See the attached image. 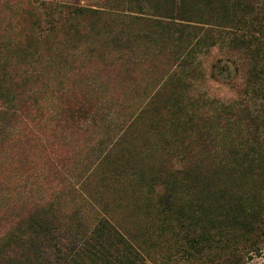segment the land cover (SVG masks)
Wrapping results in <instances>:
<instances>
[{
  "label": "rangeland",
  "instance_id": "1",
  "mask_svg": "<svg viewBox=\"0 0 264 264\" xmlns=\"http://www.w3.org/2000/svg\"><path fill=\"white\" fill-rule=\"evenodd\" d=\"M29 1L0 0V60L15 66L0 92V222L48 203L91 229L107 219L146 264H235L249 247L233 218L264 212V32L250 27L264 0H145L194 23L124 20L125 68L113 48L90 56L59 34L43 40L51 64L9 61V44L33 30ZM129 1L77 2L122 12ZM78 106L91 116L84 129L61 117ZM165 188L173 217L157 207ZM179 219L201 236L197 249ZM250 255L243 264H264V246Z\"/></svg>",
  "mask_w": 264,
  "mask_h": 264
},
{
  "label": "trees",
  "instance_id": "2",
  "mask_svg": "<svg viewBox=\"0 0 264 264\" xmlns=\"http://www.w3.org/2000/svg\"><path fill=\"white\" fill-rule=\"evenodd\" d=\"M77 1L30 0L28 17L38 37L35 38V33L30 30L32 35L27 34L22 42L9 44L13 47L9 61L25 65L30 62L51 64L53 59L55 60L54 57L47 56L43 59L44 54L41 49L44 46L43 40L48 35H54L53 38L57 39L56 35L59 34L64 46L70 49H74L75 44L76 49L86 47L84 52L90 56L95 55L98 49L113 48L114 52L121 53L117 54V61L125 68L130 66L128 56L132 55L133 50L128 42H124L125 34L122 33L124 20H128L130 24L152 22L156 26L169 25L170 22L177 21L175 26L183 30L188 28L183 23H194L175 18L172 14L173 6L165 2L151 5L145 0H131L126 10L119 12L82 6ZM255 10L259 17L256 16V22H252L250 27L253 28L254 33L264 32V10L260 8ZM200 42V39L195 40L194 46L199 45ZM186 53L187 57L192 55L193 49L187 48ZM6 61L0 60V69H2L0 92L6 86L5 71L15 67L12 64L8 65ZM212 71L223 78L231 76L230 67L222 66L220 62L213 64ZM124 72H128V69ZM165 85L166 83L159 87L154 96H159ZM4 101L9 108L7 110L15 108L11 99ZM153 104L157 108V101ZM61 117L64 118L65 123L76 124V128L79 129H84L91 118L87 110L79 106L76 110L63 112ZM129 127L130 125L127 129ZM7 136H9L7 128L0 124V140H5ZM164 190L158 198L157 207L164 215L173 217L176 213V203L171 190L167 188ZM57 209L48 203H37L25 215L10 220L4 219L5 224L0 222V227L4 224L0 232V264H146L140 261L137 252L107 219L99 221L97 228L91 229L92 227L85 225L81 217L66 216ZM240 216L241 218H233L230 230H241V237L245 239L244 242L249 248L245 254L235 260V264H243L246 255L257 251L259 245L264 246V212L253 211ZM184 220L179 219L177 223L180 227L185 226L187 230L185 239L191 248L197 249L201 236L199 238L192 236L194 229L184 224ZM102 238H110L109 246L105 247L102 244Z\"/></svg>",
  "mask_w": 264,
  "mask_h": 264
}]
</instances>
